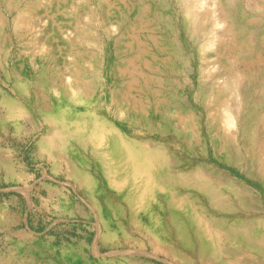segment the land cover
I'll list each match as a JSON object with an SVG mask.
<instances>
[{"label":"rangeland","instance_id":"obj_1","mask_svg":"<svg viewBox=\"0 0 264 264\" xmlns=\"http://www.w3.org/2000/svg\"><path fill=\"white\" fill-rule=\"evenodd\" d=\"M36 1L40 0H22L7 13L8 59L0 50V264H264V167H260L264 147L257 145L252 155L243 149L246 158L239 160L224 123L228 107L233 112L238 109L233 88L237 70L249 63L252 73L244 69L241 78L243 115L258 124L264 121V0H229L228 18L244 34L237 55L224 56L205 47L213 19L197 27L186 19V5L177 0L161 4L165 45L159 52L152 47L157 58L152 59L150 86L161 90L162 113L153 112L150 126L137 129L118 124L115 104L111 112L126 138L149 137L151 146L161 148L165 157L162 167H155L165 188L154 193L149 189L144 206L137 205L140 194L124 183L126 178L134 180L136 167H103L100 154L78 141L67 142L44 122L42 110L54 102V87L36 68L50 65L60 80L84 79L95 90L97 109L107 111L111 92L135 76L127 72L112 77V65L123 64L118 55L123 51L118 48L126 43L116 41L120 34L108 36L109 26L138 21L140 0H112L115 4L105 13L100 0H60L59 4L44 0L51 5L47 12L39 6L28 13V4ZM148 2L154 29L159 3ZM220 16L222 10H217L216 17ZM58 25L71 36L60 35ZM121 37L124 42L126 37ZM41 47L46 48L47 59ZM124 49V56H129ZM20 73L35 79L30 97L21 89ZM223 85L226 88L219 90ZM7 95L26 103L28 110L18 119L10 114ZM192 116L208 140L207 154L192 130ZM212 130L221 136V149L210 141ZM42 141L50 147L44 148ZM144 168L138 180L141 187L152 179L151 169ZM206 170L233 175L260 197L239 196L235 186L218 184L219 179H212ZM186 193L200 196H190L182 208L173 204L172 195ZM194 210L217 227V241L197 233ZM248 226L253 230L243 232Z\"/></svg>","mask_w":264,"mask_h":264},{"label":"bare ground","instance_id":"obj_2","mask_svg":"<svg viewBox=\"0 0 264 264\" xmlns=\"http://www.w3.org/2000/svg\"><path fill=\"white\" fill-rule=\"evenodd\" d=\"M21 1L22 0H0V50L3 51L5 59H8L10 52L6 47L10 35L8 30L9 18L7 13L13 10V6L17 7ZM48 1L49 0H46V2ZM52 1L56 2V4L60 3V0ZM165 1L166 0H157L159 8L154 20L157 21V28L153 29L151 26V20H149L150 16L148 17L150 8L148 0H140L142 10L140 13L141 16H138V21H131L127 25L120 22L115 26H109L108 36L111 37L114 34H120L119 37L117 35L116 41L118 43H126L123 44V49L126 47V52L129 55L124 56L125 49L123 50L121 47L118 48V52L123 51L122 54H118L120 56L119 58L123 60V64L115 63L112 65L110 72L112 77L115 79L127 72L130 74L135 73V76L131 79V82L125 84L124 87H115L111 92L112 94L110 95L109 104H107V111L105 112L97 109L94 98L95 90L84 79L79 78V76H76L75 78L64 76L63 79L60 80L58 76L51 72L52 69L50 65L39 69L36 62H33L34 67L37 66L36 68L40 70V74H42L41 78L48 79L54 87L52 89V92L55 95L54 102L52 104L50 103L47 107H43L42 110L44 122L52 126L56 132L63 134L64 137L67 138V142L78 141L81 144L90 147L94 154H100L102 157L100 163L103 167H136L133 173L134 180L126 178L124 183H130V186L133 187V193L136 191L140 194V199L142 197V200L138 201L137 205L141 206H144V199L145 196L149 194V189L152 188L154 193L155 191L164 190L165 188L162 182L158 180V172H155V167H162V162H164L165 157L161 148L156 149L151 146L152 142L148 139L149 137L141 139L126 138L125 134H122L116 125L119 124L128 127L132 124L136 126L137 129L147 128L151 124L153 112H156L159 115L162 113L161 108L162 105L165 104V101L164 98H162L160 89H151L150 71L153 69L152 59L156 62L157 58V53L154 49L158 52L164 50L165 44L161 33L162 23L160 22L161 16H159V10L161 4L164 5ZM46 2H44V0L30 2L26 10L28 13L34 12L36 7L44 6L47 12L51 5H48ZM177 2L186 5V19L197 27L207 20L213 19V27L210 31V37L205 44L207 49L215 48L218 50L217 53H221L222 56L226 55L227 52L237 55L235 50H237L236 48L240 45L239 43H242L241 38L243 37L244 32L239 29L236 31L234 20L228 18L231 17L227 8L228 5H230L229 0H177ZM100 3V6H105L101 9L102 11L104 9V13L107 9H110V6L115 4L112 0H100ZM217 10H222L223 14L219 19L216 17ZM56 30L64 37L69 38L71 36L61 25H58ZM15 31L16 34H19L17 22L15 23ZM142 32H147L143 38L141 36ZM121 36L126 37L124 42ZM79 41V38L75 39V42ZM101 43H104V41L101 40ZM72 45H74V43H72ZM152 47H154V49H152ZM45 49V47H41V54H44L43 57L46 56L47 59L48 55L46 54ZM247 68L248 70L251 69L250 63L247 64V67L244 66V69ZM244 69L242 70L241 68H238V79L237 81H233V88L238 99V109L236 112H233L228 107L226 110L227 116L224 120L225 126L230 130L229 137L232 140L233 146L237 150L238 159L241 161H244L246 158L243 149L246 150V154L249 153L252 155L257 145L260 148L264 147V121L261 120L258 124L254 121H250L246 113L243 115V106L246 101L240 89L242 85L241 78L244 77L247 71ZM249 71L251 72V70ZM106 72L107 71L103 74V81L105 84L108 83ZM18 77L22 87L21 89L24 92L29 93V95H26L30 97L32 93L30 89L33 86H36L35 79L28 76L26 73H20ZM225 88L226 86L223 85L219 90L222 91ZM33 91L35 92L36 98H41L40 94L37 93V90L33 89ZM104 94L106 95V92H104ZM151 96L154 97V103L152 102ZM4 97L5 101L9 103L11 116L18 119L20 115L27 112L28 109L26 108V103L19 98L12 95ZM114 104L116 105V116L118 120L121 121V123L118 124L115 122L116 116L111 114ZM191 126L198 144L203 148L204 153L207 154L209 150L208 140L201 130L199 120L194 116L191 117ZM210 133V141L212 145H214L215 148L221 149L222 142L220 140V134L215 131L213 132V130ZM259 135L261 137L260 144L258 141ZM44 143L45 145H43L42 141L44 148L50 147L48 142ZM53 155L54 154L50 151V156ZM224 155L229 156L225 151ZM202 165V167H209L208 164L205 163H202ZM144 167H149L151 169V173H148V176L150 174L149 180L150 177L152 179L146 183V185L141 187L143 183L138 180L142 179L143 173L146 171ZM260 167H264V164L262 163ZM205 172L212 179H219V181H215L218 184L228 183L235 186L239 196H247L252 200L260 197L258 191L247 186L233 175V177L230 175L226 176L222 172L211 174L207 170ZM225 177L227 178L226 182L222 180ZM223 194L224 193H221L220 197H222ZM190 196L199 198L200 195L198 193L197 195L186 193L179 196L172 195L171 199L173 200L174 205L182 208L185 205L186 200L191 198ZM207 196L210 198L213 197L209 194ZM217 197H219V195ZM187 210L188 209L184 207L183 213ZM194 212L196 216H198L197 226L200 229L197 233L202 231V234L209 241H217V227L209 222L208 219L201 218L195 210ZM182 217L183 215H179V218ZM249 230L253 229H251L250 226H248L247 229H242L245 233H249ZM156 237L160 238L158 234Z\"/></svg>","mask_w":264,"mask_h":264}]
</instances>
